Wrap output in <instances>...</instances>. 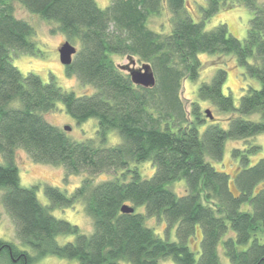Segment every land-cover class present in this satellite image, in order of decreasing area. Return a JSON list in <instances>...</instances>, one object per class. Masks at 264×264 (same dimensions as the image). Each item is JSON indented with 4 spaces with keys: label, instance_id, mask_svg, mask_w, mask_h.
Here are the masks:
<instances>
[{
    "label": "trees",
    "instance_id": "trees-1",
    "mask_svg": "<svg viewBox=\"0 0 264 264\" xmlns=\"http://www.w3.org/2000/svg\"><path fill=\"white\" fill-rule=\"evenodd\" d=\"M15 2L55 22L56 31L70 43H79L66 72L92 86L94 93L77 96L53 76L45 82L34 72L24 75L13 64V53L35 51V30L16 17ZM227 4H242L253 14L244 40L231 35L227 24L206 30L208 20ZM164 7L171 13V31L166 34L149 26ZM205 53L234 55L245 74L259 84L249 88L238 107L223 92L226 70H217L200 86L201 101L230 114L227 128L215 120L208 122L198 102H192L188 111L182 98L184 81L199 78V55ZM116 55L149 64L155 86L135 85L116 65ZM14 101L20 106L10 107ZM59 102L78 123L96 119L97 138L75 141L49 123L44 114L55 111ZM254 114L261 119L245 118ZM110 131L118 132L120 144L106 145ZM261 134L264 0H208L199 22L187 12L186 0H111L104 9L96 0H0L1 199L17 239L35 251L32 256L0 240V252L5 247L10 264H34L48 256L79 264H161L167 259L174 264H264V158L251 161L261 147L233 151L240 161L234 181L210 161L223 159L228 140ZM18 150L34 163L63 167L67 178L86 176L70 195L47 185L44 192L50 205L45 206L37 195L40 185H21ZM147 161L156 171L144 179L135 166ZM105 174L112 177L95 183ZM181 180L187 186L182 196L168 187ZM77 203H83L92 219L91 234L52 214ZM125 205L134 211L123 213ZM141 206L144 214L137 212ZM151 218L164 219L167 232L176 227L177 240L156 234L147 225ZM199 227L197 260L189 245ZM59 235L75 236V241L60 245ZM221 246L226 263L220 257Z\"/></svg>",
    "mask_w": 264,
    "mask_h": 264
},
{
    "label": "rangeland",
    "instance_id": "rangeland-1",
    "mask_svg": "<svg viewBox=\"0 0 264 264\" xmlns=\"http://www.w3.org/2000/svg\"><path fill=\"white\" fill-rule=\"evenodd\" d=\"M99 7L106 8L111 3V0H96ZM208 0H186V10L194 21L199 22L203 18V9L207 6ZM15 15L18 19L25 20L31 24L35 30L33 42L35 43L34 52H18L11 55L13 64L24 74L34 72L41 76V78L48 82L51 76L60 87L69 92H74L77 96L90 95L94 93V88L90 85H83L75 76L70 77L66 72V67L60 61L59 49L67 42L65 35L56 31L57 24L55 22L46 21L39 15L30 13L20 3L15 2ZM252 12L242 4H227L221 6L219 12L215 14L206 23V30L210 31L220 24H227L229 33L240 40H244L250 26L252 19ZM171 13L167 7L163 8L162 14L159 17H152L149 21V26L160 33H169L171 31ZM55 30V32H54ZM78 50L79 43H71ZM199 59L202 63L199 78L196 81L185 80L182 89V98L190 110L192 102H198L202 111H211L213 119L207 118L208 122L213 120L219 122L223 128L228 127V120L230 114L219 112L215 106L209 101H201L198 98V90L203 83L210 82L214 74L219 69H224L227 72V81L223 88L225 95H231L235 105H240L241 98L246 94L250 87H259L256 80L249 78L238 63L234 55H212L200 54ZM116 65L125 73H130L132 70H142L143 65L135 57L129 56H114ZM10 107H19L20 103L14 101L10 103ZM45 119L54 126L65 131L67 135L75 141H85L88 139H96L98 131V121L96 119H89L84 123H78L73 117L66 113L64 105L59 102L57 108L53 112L44 114ZM246 119L259 121L260 114H254L245 117ZM122 142L121 136L117 131H110L107 137V146H115ZM260 146L259 153L251 157L252 164L257 162L260 158H264V134L258 135L249 139L228 140L225 145L224 157L221 161L210 160L213 166L219 171H223L231 175L234 181L235 175L239 171L240 161L234 158L233 151L235 149L244 150L250 146ZM1 160V159H0ZM1 162V161H0ZM16 162L19 167L21 185L24 187H31L40 185L37 192L40 202L49 206L50 201L45 195V187L47 185L60 188L67 194H72L74 190L81 185L85 174L73 175L66 177V171L63 167H55L45 164L34 163L24 150H18L16 155ZM138 168L142 178H151L156 167L151 161H147L135 166ZM111 175H99L95 178V183H100L110 179ZM232 187L234 189V182ZM176 194L182 196L186 194V181H175L168 186ZM3 192L0 191V240L5 243H12L17 245L18 250L27 251L34 256L35 251L31 248L22 245L17 239L15 226L8 215L3 203ZM138 213H145L144 207H137ZM52 214L62 220H66L73 225L79 226L84 234H91L93 231L92 219L86 214L83 203H77L72 208H56ZM148 227L152 228L156 234L164 239L176 241V227L169 232L166 230L165 220L158 218H151L147 223ZM57 241L60 245L75 241V236L59 235ZM201 241L202 232L199 227L196 236L190 240V248L196 254V259L199 260L201 255ZM220 257L223 263L227 262V258L223 253L222 246L219 247ZM0 264H10L7 256L0 254ZM34 264H79L77 260H67L56 256H48L40 259ZM161 264H174L172 259H167Z\"/></svg>",
    "mask_w": 264,
    "mask_h": 264
},
{
    "label": "water",
    "instance_id": "water-1",
    "mask_svg": "<svg viewBox=\"0 0 264 264\" xmlns=\"http://www.w3.org/2000/svg\"><path fill=\"white\" fill-rule=\"evenodd\" d=\"M60 61L64 66H69L73 62V57L77 54V49L69 41L65 42L59 49ZM129 75L131 76L132 82L135 85L151 88L156 84L155 74L149 64L143 65L142 70H132ZM206 114L210 119H213L209 110H206ZM134 209L125 205L122 207L123 213H132ZM264 261V258H263Z\"/></svg>",
    "mask_w": 264,
    "mask_h": 264
},
{
    "label": "flooded vegetation",
    "instance_id": "flooded-vegetation-1",
    "mask_svg": "<svg viewBox=\"0 0 264 264\" xmlns=\"http://www.w3.org/2000/svg\"><path fill=\"white\" fill-rule=\"evenodd\" d=\"M0 254H2V255H4V256L7 255V253H6V251H5V247H2V253L0 252Z\"/></svg>",
    "mask_w": 264,
    "mask_h": 264
}]
</instances>
